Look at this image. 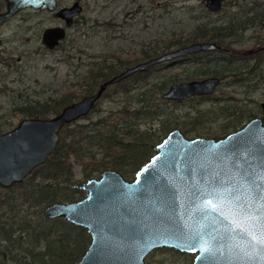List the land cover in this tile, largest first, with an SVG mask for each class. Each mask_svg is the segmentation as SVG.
<instances>
[{"label": "water", "instance_id": "obj_1", "mask_svg": "<svg viewBox=\"0 0 264 264\" xmlns=\"http://www.w3.org/2000/svg\"><path fill=\"white\" fill-rule=\"evenodd\" d=\"M7 1L8 9L0 13V22L27 4L50 9L57 5V0ZM203 1L212 10L223 4V0ZM75 11L73 5L59 13L70 20ZM65 34L60 25L48 27L44 42L54 47ZM216 47L210 39L185 43L123 68L103 80L97 90L65 104L57 113L22 117L16 126L0 132V185L10 187L21 182L44 163L60 142L63 126L88 114L112 82L155 63ZM219 81L216 75L176 81L162 95L181 100L213 92ZM261 107L262 115L252 116L242 127L220 138L187 136L179 126L173 127L156 143L155 152L140 165L134 178L109 167L99 175L74 180L69 185L86 190L85 195L55 200L45 206L44 213L66 217L88 229L90 244L78 264H148L145 256L163 245L197 252L190 264H264V245L251 237L241 239L242 229L226 232L225 225L214 217L201 219L196 213L200 200L193 195L197 189L222 180L224 187L235 186L241 202L251 197L256 203H264V100ZM210 218L219 229L211 235L207 227ZM201 227L202 237H193ZM202 240H207L211 249L204 256L199 248ZM192 243L195 251L189 247ZM238 244L243 245V251Z\"/></svg>", "mask_w": 264, "mask_h": 264}, {"label": "rangeland", "instance_id": "obj_2", "mask_svg": "<svg viewBox=\"0 0 264 264\" xmlns=\"http://www.w3.org/2000/svg\"><path fill=\"white\" fill-rule=\"evenodd\" d=\"M86 6L90 21L76 38L65 40L55 49L44 47L45 55H29L21 73H9V87L0 82V132L8 131L26 116L16 108L18 105L79 92L84 86L82 75L105 56L120 57L132 65L149 57L146 50L157 49L153 54L156 55L194 41L195 29L205 23H225L231 18L246 17L250 11L264 10V0H225L216 11L203 0H87ZM237 33L235 42H227L224 47L155 63L149 67L148 75L138 80L139 84L165 79L182 81L226 72L218 89L209 96H190L185 100L163 97L161 106L168 111L171 128L180 126L183 131L188 130L187 136L221 137L241 127L253 115H262L264 22L246 30L238 29ZM174 38L187 39L171 44ZM254 65L256 68L250 70ZM13 75L17 77L13 79ZM113 83L104 91L99 108L86 115L98 117L122 104L118 101L123 96L115 94ZM241 115L242 120L237 118ZM83 119L89 118L82 116L79 120ZM160 124L159 120L155 123ZM75 168L76 179L84 180L79 166ZM85 193L83 190L75 196L79 198ZM193 257L191 252L163 246L153 248L145 260L148 264H188Z\"/></svg>", "mask_w": 264, "mask_h": 264}, {"label": "trees", "instance_id": "obj_3", "mask_svg": "<svg viewBox=\"0 0 264 264\" xmlns=\"http://www.w3.org/2000/svg\"><path fill=\"white\" fill-rule=\"evenodd\" d=\"M259 23L249 15L237 20L231 18L225 23H205L195 29L193 39L232 44L238 29L246 30ZM186 39L174 38L171 44ZM144 52L151 57L158 50ZM110 57L114 59L109 60ZM110 57L105 56L88 68L82 75L84 86L79 92H65L59 97L16 108L25 115L59 112L65 104L97 90L102 80L128 64L123 58ZM255 68L256 65L250 70ZM149 72L148 67L114 82L115 94L123 96L118 101L122 102L119 107L98 117L84 115L89 119L78 118L66 123L60 142L44 163L21 182L10 187L0 185V264H77L87 248L89 232L66 217L47 216L44 208L55 200L78 198L76 193L83 190L69 185L78 180L76 165L84 180L109 167L132 177L154 153L156 143L171 129V119L161 106L163 95L160 94L176 81L165 79L139 84L138 80ZM100 99L93 109L99 108ZM242 115L237 118L242 120ZM158 120L161 124L156 126Z\"/></svg>", "mask_w": 264, "mask_h": 264}, {"label": "flooded vegetation", "instance_id": "obj_4", "mask_svg": "<svg viewBox=\"0 0 264 264\" xmlns=\"http://www.w3.org/2000/svg\"><path fill=\"white\" fill-rule=\"evenodd\" d=\"M86 1L87 0H57V5L55 6L54 9H50L48 7L42 8L40 6L27 4L21 8L15 9L11 15H9L7 18L2 20V22H0V82H5L2 85L3 87H5V88L9 87L8 82H7V81H9L8 80L9 73L16 72V71H18V73H21L22 70H24L26 68V66H27L26 60L28 59L29 55H35L36 53L40 54V55H45L46 53L44 51V47L47 46L48 49H50V50L55 49V48H57V46H61L65 42V40L67 41L69 39V41H71L74 38H76V36L78 35V32L80 30H83L85 28V26L88 25V23L90 21L88 14H87L88 8L86 6ZM224 1L225 0L222 1L223 4H222L221 8L224 5ZM203 3H205V2L203 1ZM8 4H9V1L0 0V13H2V11H4V10L8 9ZM73 5H76V11H75V13H73L71 15L70 20L67 16H63L62 14L59 13L61 8L66 7V6H73ZM221 8H219V9H221ZM219 9H215V10L211 9V10L216 11ZM249 11H250V9H249ZM249 17L252 19H256L258 21L264 22V10L255 11L253 13L250 11ZM56 25H60V26L64 27L66 34L64 37L59 39L56 46L50 47L47 45V43L44 42L45 30L48 27H55ZM213 41L217 45L216 48L224 47V44H221L220 42H216L215 40H213ZM187 55H185V57H187ZM181 58H184V57H181ZM172 61H175V60H172ZM133 64L134 63H132V65ZM127 66H130V65H126L124 68H126ZM15 75L12 76L13 79H15L17 77ZM208 75L219 76L220 77L219 84L222 82V79L224 77V75L221 74V72H218L217 74H208ZM204 77H208V76H204ZM198 78H203V77H198ZM219 84L216 86L217 88L213 92H215L218 89ZM100 85H101V83H100ZM213 92L192 94V95H189L187 97L198 96V95L209 96ZM185 99H187V98H185ZM185 99H181V100H185ZM175 100H177V99H175ZM261 104H262V102H261ZM262 111H263V108H262ZM55 113H57V112H55ZM256 115H261V114H256ZM29 116H31V115H29ZM44 116H49V115H44ZM175 127H177V126H175ZM217 138H220V137H217ZM134 176H135V174L129 178H134ZM86 230H87V232H89L87 228H86ZM89 235H90V238L88 241L87 248H88V246L90 244L89 242L91 240L90 232H89ZM163 246H168V245H163ZM163 246H157V247H163ZM169 247H172V246H169ZM173 247H175V246H173ZM87 248H86V250H87ZM154 248H156V247H154ZM175 248H177V247H175ZM184 251H186V250H184ZM187 252H190V251H187ZM83 253H82V256H83ZM191 253L194 254V257L190 263H192L195 260L194 258H195V255L197 252H191ZM146 256H145V258H146ZM81 257L78 259V262L81 259ZM78 262H77V264H78ZM190 263H188V264H190Z\"/></svg>", "mask_w": 264, "mask_h": 264}, {"label": "snow or ice", "instance_id": "obj_5", "mask_svg": "<svg viewBox=\"0 0 264 264\" xmlns=\"http://www.w3.org/2000/svg\"><path fill=\"white\" fill-rule=\"evenodd\" d=\"M193 195L200 200L196 207V213L200 214L201 219L214 217L219 223L225 225L226 232L242 229L239 233L241 239L246 240L247 237H251L252 241L264 245V203H256L251 197L241 202L235 186L224 187L222 180H217L215 185L209 184L207 187L197 189ZM207 227L209 235L219 232L216 223L211 218L208 220ZM202 234L203 227L192 233V236L202 237ZM213 238L215 237L213 236ZM189 247L196 250L195 243L190 244ZM237 247H240L241 251L244 250L243 245L238 244ZM199 248L202 256L211 252L207 240H202ZM204 258L207 259V257Z\"/></svg>", "mask_w": 264, "mask_h": 264}]
</instances>
